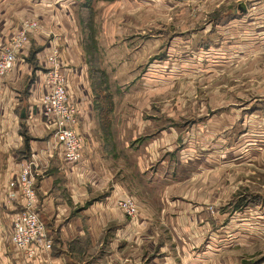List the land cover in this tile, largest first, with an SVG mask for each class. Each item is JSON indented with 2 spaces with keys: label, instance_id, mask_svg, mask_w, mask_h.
Masks as SVG:
<instances>
[{
  "label": "crops",
  "instance_id": "obj_1",
  "mask_svg": "<svg viewBox=\"0 0 264 264\" xmlns=\"http://www.w3.org/2000/svg\"><path fill=\"white\" fill-rule=\"evenodd\" d=\"M71 1L0 0V51L8 45L11 34L23 18L34 19L38 25L29 34L28 42L17 50L9 71L0 75V264H138L140 255L136 252V244H143L150 236L152 222L160 220L168 224L178 217L174 215L177 206L173 196L180 190V186H176L178 182H186L182 189L195 191L194 169L211 167L208 155L202 162L194 160L190 154L193 151L185 153L186 157H179L180 152L172 149L178 135L176 130L157 128L158 133L145 134L149 127L143 118L134 121L114 118L119 110L117 103H114V113L108 121L96 120L89 96L98 88L87 75L79 27L81 20L76 13L72 15L74 2ZM240 3L239 19H242L243 31L233 29L216 33L227 35L231 43L216 48L210 62L220 59L224 63L217 64L225 67L226 63L240 64L242 59L246 70L260 69L264 89V0H242ZM82 4L79 7L86 8ZM108 23H102L104 30H114L117 28L114 25H119L112 21ZM95 24L99 23L95 21ZM114 37V41L120 40L125 45L138 42L136 33H130L128 37H118L114 33ZM93 39L99 50L117 46L109 42L113 41L110 34L101 40L97 33ZM51 46L59 50L60 72L67 96L76 105L75 129L83 137L82 158L75 163L62 159L54 146L50 125L38 114L39 97L45 90L41 73ZM134 51L136 57L145 56L140 47ZM105 56H100V61L106 60ZM153 69H149L148 76L153 75ZM125 88L123 85L120 90L115 87L111 93H121ZM223 117L216 119V128L223 124ZM122 125L136 127L135 139L147 137L132 147L125 137L113 134L115 127ZM243 130L248 131L249 127L244 126ZM254 135L255 141L240 145L233 156H237V162L253 165L255 178L259 179V169L264 168V143L260 142L262 138L257 143L258 135ZM248 139L253 140L252 137ZM30 154L36 170L33 184L36 210L47 229L51 245L49 249L26 258L8 242L11 215L19 205L15 201H5L4 187L22 164V159ZM124 194L131 195L138 207V212L131 217L124 216L115 205L116 198ZM259 207L254 226H243L245 230H239L240 251L264 248V228L261 225L264 223V202ZM244 211L246 215L247 211ZM190 232H196V229ZM241 259L159 264H240ZM256 264H264V259Z\"/></svg>",
  "mask_w": 264,
  "mask_h": 264
},
{
  "label": "rangeland",
  "instance_id": "obj_2",
  "mask_svg": "<svg viewBox=\"0 0 264 264\" xmlns=\"http://www.w3.org/2000/svg\"><path fill=\"white\" fill-rule=\"evenodd\" d=\"M89 1L86 8H80L82 0L71 1L75 3L71 11L81 20L87 75L98 88L89 96L96 120L108 121L117 103L114 118H143L149 127L145 134L158 133L157 128L174 129L178 135L172 149L180 152L179 157L193 151L190 154L196 162L204 161L205 155L211 161L210 168L194 169L195 191L182 189L186 182H178L181 192L176 188L179 191L173 195L178 217L168 224L152 222L150 236L136 244L138 264L239 258H243L240 264L262 261L264 248L240 251L239 230L254 226L255 214L264 202V168L260 167L256 179L254 166L237 162L233 156L240 145L255 141L254 134L257 143L260 138L264 143L262 75L260 69L246 70L242 59L240 64H224L227 68L217 64L224 63L220 59L210 62L216 48L231 43L227 35L216 33L243 31L237 8L242 0ZM111 21L119 24L114 25L117 28L104 30L102 23ZM97 33L101 40L110 34L113 41L109 42L117 46L96 49L91 37ZM114 33L118 37L136 33L138 42L125 45L114 41ZM138 47L144 49V57L143 52L139 57L133 55ZM104 55L106 60L100 61ZM149 69H153L151 77ZM121 85L126 86L125 91L111 93ZM219 117L223 124L216 128ZM244 126L249 130H243ZM135 129L134 125L116 126L113 134L125 137L135 147L147 137L135 139ZM251 137L253 140L248 139ZM261 225L263 229L264 223Z\"/></svg>",
  "mask_w": 264,
  "mask_h": 264
},
{
  "label": "built area",
  "instance_id": "obj_3",
  "mask_svg": "<svg viewBox=\"0 0 264 264\" xmlns=\"http://www.w3.org/2000/svg\"><path fill=\"white\" fill-rule=\"evenodd\" d=\"M34 19L23 18L18 28L11 34L8 45L0 51V75L9 71L17 56V50L29 40V34L37 29ZM45 55L42 82L45 90L38 101V114L45 119L52 130L54 146L60 151L64 161L75 163L82 158L83 137L75 129L76 105L67 96L64 77L60 72L59 50L51 46ZM36 170L32 154L22 159L15 174L6 182L4 199L7 203L17 202L19 208L10 219L11 230L8 242L24 257L31 258L40 250L50 248L51 241L40 219L33 184ZM115 205L127 217L138 212L133 197L129 194L119 196Z\"/></svg>",
  "mask_w": 264,
  "mask_h": 264
},
{
  "label": "trees",
  "instance_id": "obj_4",
  "mask_svg": "<svg viewBox=\"0 0 264 264\" xmlns=\"http://www.w3.org/2000/svg\"><path fill=\"white\" fill-rule=\"evenodd\" d=\"M82 1H84L83 4H82L83 6L87 7V6L90 5V3H89L90 1H89V0H82ZM86 27L89 28V29H88V30H89L88 32H90V27L88 26V24H86ZM88 32H87V33H88ZM91 38H92V40H94V39H93V36H92ZM86 40H87V41L90 40V33H88V36H87ZM85 48H86V47H85Z\"/></svg>",
  "mask_w": 264,
  "mask_h": 264
},
{
  "label": "water",
  "instance_id": "obj_5",
  "mask_svg": "<svg viewBox=\"0 0 264 264\" xmlns=\"http://www.w3.org/2000/svg\"><path fill=\"white\" fill-rule=\"evenodd\" d=\"M237 8L241 11L242 10V5L241 3L237 5Z\"/></svg>",
  "mask_w": 264,
  "mask_h": 264
}]
</instances>
